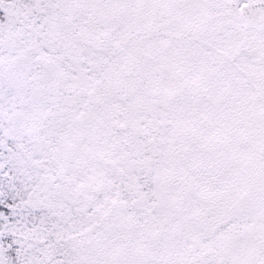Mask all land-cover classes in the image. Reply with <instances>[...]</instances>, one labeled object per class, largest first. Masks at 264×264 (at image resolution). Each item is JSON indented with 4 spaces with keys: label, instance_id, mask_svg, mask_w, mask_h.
Listing matches in <instances>:
<instances>
[{
    "label": "snow or ice",
    "instance_id": "snow-or-ice-1",
    "mask_svg": "<svg viewBox=\"0 0 264 264\" xmlns=\"http://www.w3.org/2000/svg\"><path fill=\"white\" fill-rule=\"evenodd\" d=\"M0 264H264V0H0Z\"/></svg>",
    "mask_w": 264,
    "mask_h": 264
}]
</instances>
